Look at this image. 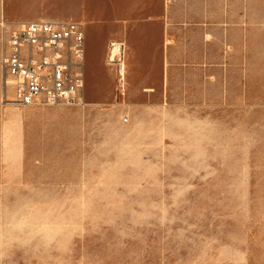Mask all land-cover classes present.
Segmentation results:
<instances>
[{"label": "rangeland", "instance_id": "rangeland-1", "mask_svg": "<svg viewBox=\"0 0 264 264\" xmlns=\"http://www.w3.org/2000/svg\"><path fill=\"white\" fill-rule=\"evenodd\" d=\"M85 29L84 106L0 103V264H264L259 54L247 85L122 95Z\"/></svg>", "mask_w": 264, "mask_h": 264}, {"label": "crops", "instance_id": "crops-1", "mask_svg": "<svg viewBox=\"0 0 264 264\" xmlns=\"http://www.w3.org/2000/svg\"><path fill=\"white\" fill-rule=\"evenodd\" d=\"M52 17L108 31L116 38L108 51L112 41L123 42L127 88L139 79L141 85H165L168 95L177 75L194 72L201 84L211 74L216 85H231L233 78L247 85L254 54L264 84V0H0V103L1 24L56 21Z\"/></svg>", "mask_w": 264, "mask_h": 264}, {"label": "built area", "instance_id": "built-area-1", "mask_svg": "<svg viewBox=\"0 0 264 264\" xmlns=\"http://www.w3.org/2000/svg\"><path fill=\"white\" fill-rule=\"evenodd\" d=\"M4 103L21 106L85 105L86 32L74 20L3 22ZM126 46L112 41L107 63L117 91L127 92Z\"/></svg>", "mask_w": 264, "mask_h": 264}]
</instances>
